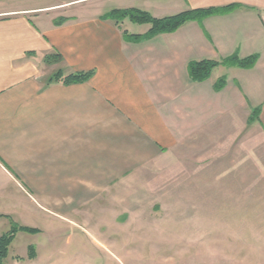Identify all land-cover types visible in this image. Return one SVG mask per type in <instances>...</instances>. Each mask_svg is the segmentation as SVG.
Segmentation results:
<instances>
[{"label":"crops","instance_id":"crops-1","mask_svg":"<svg viewBox=\"0 0 264 264\" xmlns=\"http://www.w3.org/2000/svg\"><path fill=\"white\" fill-rule=\"evenodd\" d=\"M109 1L100 9L81 6L87 0L0 9V212L19 205L27 189L37 196L27 197L29 206L53 204L57 213L102 195L121 204H179L184 198L172 190L129 196L125 189L212 181L230 189L229 197L214 196L230 205V235L244 234L252 251L264 253V0H117L105 10ZM233 4L231 12L139 40L124 32L145 34L149 24L131 31L129 19L107 17L114 9L162 18ZM234 54L259 58L249 69L218 65L204 81L190 76L191 62ZM60 70L93 74L48 84ZM221 77L226 84L216 90Z\"/></svg>","mask_w":264,"mask_h":264},{"label":"rangeland","instance_id":"rangeland-1","mask_svg":"<svg viewBox=\"0 0 264 264\" xmlns=\"http://www.w3.org/2000/svg\"><path fill=\"white\" fill-rule=\"evenodd\" d=\"M63 0H0V9L46 6ZM102 0H87L81 6L100 9ZM112 10L117 0L105 3ZM139 31L143 24H129ZM154 183V182H153ZM191 184L197 182H190ZM178 187L154 185L127 188V195H167L184 198L177 203L133 201L121 204L106 195L91 203L61 206L44 204L47 211L27 204V197L37 198L33 189L22 191L20 204L0 213V236L14 225L38 228L36 233L16 234L5 264H262L263 252L252 251L246 236L230 235V205L215 204L214 196L229 197V188ZM123 190H120V192ZM17 193L18 190L15 189ZM205 196L211 202H188L190 197ZM244 223L245 221H238ZM238 223V224H239ZM244 232V230H243ZM221 234V235H219ZM33 246L36 257H29Z\"/></svg>","mask_w":264,"mask_h":264},{"label":"trees","instance_id":"trees-1","mask_svg":"<svg viewBox=\"0 0 264 264\" xmlns=\"http://www.w3.org/2000/svg\"><path fill=\"white\" fill-rule=\"evenodd\" d=\"M236 8V5H228L225 7H211V8H201V9H190L185 10L180 13L166 16V17H155L150 12L139 9V8H127V9H114L109 13L107 17H112L117 21L121 22L125 19H129L134 23L149 24L150 29L145 34H129L128 31L124 32V36L127 39L139 40L141 38L152 37L159 33H169L176 31L180 26L188 21H199L202 22L205 18L214 14H223L231 12ZM65 20L64 17L59 19V23ZM61 55H48L47 62H52L53 60H59ZM259 56L257 54H252L248 57L241 58L237 54L229 56L221 61H215L210 59H203L200 61H193L189 64V73L192 79L196 81L207 80L215 67L218 65L227 66H238L241 68H253L257 63ZM93 72L84 73H73L70 75H64L63 71H57L47 79V83L51 84L54 82L63 81L66 84L81 83L89 80ZM226 84V78L221 77L215 83V89L221 90ZM6 216L0 214V218ZM20 231H26L31 233H36L39 231L38 228L30 226H19L14 225L12 229L0 236V264H5L4 260L8 257L10 247L15 240L16 234ZM29 257H36V251L33 246L29 248Z\"/></svg>","mask_w":264,"mask_h":264}]
</instances>
